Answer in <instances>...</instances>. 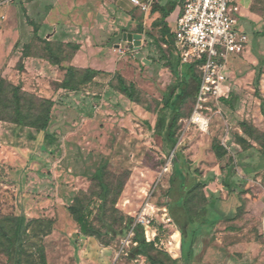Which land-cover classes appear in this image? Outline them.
<instances>
[{"label":"rangeland","instance_id":"1","mask_svg":"<svg viewBox=\"0 0 264 264\" xmlns=\"http://www.w3.org/2000/svg\"><path fill=\"white\" fill-rule=\"evenodd\" d=\"M169 1L165 9L180 10L184 0ZM232 1L249 49L231 59L229 97L200 133L186 126L194 82L183 64L173 74L163 58L176 60L170 45L176 11L163 28L151 15L148 24L139 22L137 7L120 13L89 0H0V13L7 12L0 43V264H8L3 232L11 233L9 219L18 216L28 223L21 264H41L42 255L46 264H152L136 254L146 244L142 227L114 234L144 208L155 233L148 255L185 264L176 257L179 227L207 201L203 184L216 178L241 184L239 155L246 150L252 164L264 163V138L243 133L263 123L254 81L257 56L264 58V0ZM135 33L142 36L137 50L123 41ZM86 69L102 74L87 82ZM260 86L264 96V68ZM167 100L175 109L170 155L155 132ZM174 154L195 167L198 184L192 176L180 183ZM99 169L104 196L94 177ZM77 218L101 237L84 235Z\"/></svg>","mask_w":264,"mask_h":264},{"label":"built area","instance_id":"2","mask_svg":"<svg viewBox=\"0 0 264 264\" xmlns=\"http://www.w3.org/2000/svg\"><path fill=\"white\" fill-rule=\"evenodd\" d=\"M153 1L129 0L142 13L151 9ZM238 16L239 8L232 0H184L172 29L179 62L194 65L198 72L199 83L186 126L200 133L208 132L211 119L220 114L222 99L229 97L231 59L243 58L249 49V38L240 28ZM151 222L147 208L134 217L133 228H143L146 243L155 238Z\"/></svg>","mask_w":264,"mask_h":264},{"label":"crops","instance_id":"3","mask_svg":"<svg viewBox=\"0 0 264 264\" xmlns=\"http://www.w3.org/2000/svg\"><path fill=\"white\" fill-rule=\"evenodd\" d=\"M89 2L99 3V10L105 12L113 9L120 13H127L135 8L129 0H103V2L89 0ZM169 2V0H154L153 5H157L155 6L156 9L152 10V5L151 9L143 13V16L138 19L140 20L139 22L146 25L148 24L149 15L152 16V20H158L161 18L163 12H168L169 14L165 18V22L169 24V15L173 14L174 11L179 15L181 11V8L180 10H172L173 7L170 10L165 9ZM77 4H84V0H77ZM52 12L50 10L49 14L51 15ZM0 14L1 43L6 33L1 29L2 19L5 20L7 12L3 15L2 13ZM50 15L47 16L48 19ZM178 15L172 21L173 24ZM92 16L93 14L90 13L89 18H92ZM45 23L47 22L45 21ZM262 120L263 123L260 126L253 124V128L264 134V119L262 118ZM239 136L244 139L242 132L239 133ZM239 156L240 164L238 171L241 172L239 177L243 180L241 184H231V182L225 179L219 181V178L203 184L204 198L207 200L205 205H215L221 214V219L212 228L204 227L199 231L192 244L190 262L182 263L264 264V163H261V165L252 164L249 150H246ZM214 174L217 175L216 172ZM221 174L222 171L219 170L218 175L220 176ZM180 183L182 184V182ZM236 185L237 188L234 187ZM230 204L232 207L226 209V205ZM180 256L178 243L176 257L180 258Z\"/></svg>","mask_w":264,"mask_h":264},{"label":"trees","instance_id":"4","mask_svg":"<svg viewBox=\"0 0 264 264\" xmlns=\"http://www.w3.org/2000/svg\"><path fill=\"white\" fill-rule=\"evenodd\" d=\"M168 12H163L162 16L159 20V22L163 23V28H166V22L165 18L168 16ZM166 31H169L168 29ZM140 33V32H138ZM170 45L172 49L174 50L173 46V38H172V32L170 33ZM253 52H255V47L253 45ZM175 53V50H174ZM176 55V54H175ZM257 56V55H256ZM163 58L166 59V65L165 67L170 70L171 73L175 74L177 65L179 63V59L176 56V60L170 61V58H167L165 55H163ZM258 65L255 67V96L260 101V114L264 119V96L262 94L261 86H260V80L263 74V68H264V58L258 57ZM186 71L190 74L192 81L194 82V86L197 89L199 79L198 74L196 73L197 70L194 65H185L183 64ZM102 74L101 71H96L92 69H86L84 71V77L86 78L87 82H89L93 77ZM5 81L0 78V90L1 85H3ZM181 87V85H179ZM66 88V87H65ZM182 91H184V88L182 87ZM14 97L16 100V115L20 117V112L18 108V101L17 96L14 93ZM222 101H225L222 99ZM193 104V101H192ZM175 111L174 106L169 103V101H165L164 106L162 108V111L159 115H157L155 127L157 129L156 135L159 136L161 140V144L159 145L161 151L165 155H170V152L172 148L176 145V141L174 139V132L173 127L175 124V120H171L170 115L173 114ZM243 133L249 138L253 139L252 135L259 134V136L264 138V134L258 132L253 127H249V130L243 131ZM241 138V137H240ZM242 142L243 138L240 139ZM254 141V140H253ZM172 146V147H171ZM261 154L264 156V145L261 146ZM175 155V154H174ZM218 157H221V154H217ZM174 173L179 176L182 183H185L186 180L192 176L193 181L198 184V176L197 171L193 165H191L188 161L183 160L182 156L180 154L175 155V164H174ZM95 179L98 181L99 186L102 190L103 196L107 192L106 185L103 182L102 179V171L99 169L95 175ZM226 184V183H225ZM224 185V183H223ZM227 187V185H225ZM221 219V214L216 209L215 205L211 204L209 206H206L205 204L198 210V212L194 216H188L187 217V224L184 226V228L179 227V233H180V241H179V250H180V258L179 260L181 262H190V252L192 248L193 241L197 237L199 231L204 227H210L212 228L218 221ZM11 222V233L8 234L7 232H3V237L6 240L7 246H6V256L8 258V264H21V255H22V238L26 235V230L28 227V223L26 222V219L24 216H18V217H12L9 219ZM75 221L81 226L82 221L81 219L77 218ZM133 221L131 219H128L125 225L114 234H118L121 236L126 235L128 230L132 227ZM105 233L111 234L113 231L110 226L105 225ZM81 230L84 235H87L90 233L91 236L98 239L101 237V233L98 231H94L90 226H81ZM190 230V231H189ZM153 246L151 243H146L143 247H139L136 249L137 255H143L148 260L151 261L152 264H161L159 261H155L148 255V250L152 249ZM167 258L168 255H167ZM41 264H46V260L44 255L40 258ZM175 263V261H172Z\"/></svg>","mask_w":264,"mask_h":264},{"label":"water","instance_id":"5","mask_svg":"<svg viewBox=\"0 0 264 264\" xmlns=\"http://www.w3.org/2000/svg\"><path fill=\"white\" fill-rule=\"evenodd\" d=\"M142 36L140 34H124L123 41L131 43L134 48L137 50L140 47ZM75 236V235H74ZM84 238V237H82Z\"/></svg>","mask_w":264,"mask_h":264}]
</instances>
